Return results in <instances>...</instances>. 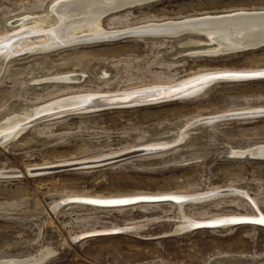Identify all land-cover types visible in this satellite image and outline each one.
<instances>
[{
    "label": "rangeland",
    "instance_id": "1",
    "mask_svg": "<svg viewBox=\"0 0 264 264\" xmlns=\"http://www.w3.org/2000/svg\"><path fill=\"white\" fill-rule=\"evenodd\" d=\"M56 1L0 0V35L14 31L9 25L15 17L46 13ZM241 11H264V0H159L103 18L105 30L124 33L47 46L48 51L14 49L0 58V131L12 128L0 140V262L35 263V256L47 251L39 264H264L262 225L177 231L195 219L258 214L242 193H211L217 189L243 188L264 211V114L203 118L264 108V79L219 80L184 98L14 127L32 108L66 96L176 83L220 69L264 68V45L211 56L205 50L216 43L202 34L148 36L132 30ZM188 39L202 44H188ZM156 145L164 148L84 167L35 170ZM161 192L211 194L185 200L182 212L191 220L186 223L173 202L60 203L67 195ZM117 226L128 229L76 240L82 232Z\"/></svg>",
    "mask_w": 264,
    "mask_h": 264
},
{
    "label": "bare ground",
    "instance_id": "2",
    "mask_svg": "<svg viewBox=\"0 0 264 264\" xmlns=\"http://www.w3.org/2000/svg\"><path fill=\"white\" fill-rule=\"evenodd\" d=\"M156 1L159 0H57L51 6L50 10L46 13L30 16V18H26V19H24L25 15L17 16L15 18H21V20L24 19L22 21L20 20L21 22L19 21L20 22L19 24L18 22H14V20L12 19L13 22L10 23L9 26L10 29L14 31L4 33L0 36L7 35L9 33H15L16 36L19 37L11 42L7 41L4 44L3 48H7V49H5L3 53H0V58L5 57L6 59L7 57L6 55L8 52L11 51L15 52L16 49L18 50L20 49L19 52H21V50L23 51L24 47H26V50L28 52H34V51L36 52L39 50L48 51L50 50L48 49V47L50 46L55 47L57 45V47H60L66 44L71 45L79 41L85 42L87 41V38L90 37L102 38L103 36L104 37L111 35L115 36L117 34L124 33L119 30L118 31L105 30L102 24L103 18L108 14L116 13L126 8L141 6ZM132 30L133 33L139 32L140 34H147L148 36H160L163 34H168V35H173V37H175L183 33H191V32L202 34L205 37H207L209 42L216 43V45L215 44L210 45L209 46L210 48L205 50L206 52L211 54V56H224V55L226 56L237 51L255 49L257 47L264 45L262 44L264 43V11H253V12L241 11L230 14H222V15L197 16L179 22L169 21L168 23L166 22L163 24H148L137 28L134 27ZM199 40L200 39L198 40L188 39L186 43L191 45H197L202 42ZM252 69H257V68H252ZM226 70H244V69H220L212 72L226 71ZM206 73H210V72H206ZM262 79H264V77L250 78V79H217L205 85L200 86L197 90H195V92L196 94L202 92L210 84L219 80L248 81V80H262ZM177 83L180 82L169 83V84H158L154 86L136 88L125 91L131 92L138 89L147 91L148 89L158 87L159 85H176ZM173 90L174 89L170 88L166 92L169 94ZM125 91H121V92H125ZM106 93H113V92H106ZM114 93H119V92H114ZM100 94H104V92L88 93L82 95L79 94V96H75L72 98L66 96L65 98L63 97V99L61 100L58 99L59 101L57 102L52 101L53 103H49L47 105L44 104L36 108H32L27 114L28 115L27 117L25 116L23 118H18L16 120V124L14 127L23 124L36 123L33 122L32 120L37 116L40 117L45 116L47 117L45 118V120L50 121L58 116L61 117L63 115H68L69 113L65 109H68L69 107L81 108L82 106H88V107L94 106V109L88 108V110H93V111L97 110L100 104V101L98 100L97 96ZM194 94L195 93L192 92V95ZM183 95L178 97L184 98L187 96V95L184 96ZM125 96L124 95L113 96V98L111 99L118 100L120 98H124ZM178 97H173V98H178ZM147 103H153V102H147ZM82 112L84 111H80V112L73 111L72 113H82ZM11 129L12 128H4L2 131H0L1 133L0 140H3L5 136H8V133ZM169 202L175 203L180 208L178 213L179 215L182 214L184 216L183 223L191 221L190 219L186 218L184 212H182V207L184 204H186L185 201L176 202V201L166 200V201H155V202H138L134 204L121 205L116 207L130 206L139 203L157 204V203H169ZM75 204L85 205L89 203H84V202L67 203V205H75ZM90 205L94 206V204H90ZM95 206H99V205H95ZM104 207H113V206H104ZM243 224H255V223H243ZM233 225H238V224H233ZM189 226H190L189 224H182L177 228V231L184 230L186 227L188 229L190 228ZM141 227L142 225L140 224L138 226V229H140ZM48 253L49 252L46 251L41 254H38L35 256V258L33 257L34 258L33 260L37 261L39 259L47 257V255H49Z\"/></svg>",
    "mask_w": 264,
    "mask_h": 264
},
{
    "label": "water",
    "instance_id": "3",
    "mask_svg": "<svg viewBox=\"0 0 264 264\" xmlns=\"http://www.w3.org/2000/svg\"><path fill=\"white\" fill-rule=\"evenodd\" d=\"M21 18L14 19V22H19ZM16 36L15 33H9L4 36H0V45L3 43L10 41V39H13ZM264 44V43H262ZM3 50V47H0V52ZM226 72H233V73H264V68H258V69H244V70H226V71H218V72H210V73H204L200 74L194 77H191L189 79H186L184 81H181L180 83H177L176 85H159L158 87L148 89L147 91H144L142 89H138L131 92H119V93H104L97 96L98 100L100 101V104L98 106V110L110 108V107H120L121 105L125 106H132V105H140L141 103H147V102H155L160 101L164 99H169L173 97H178L181 95H192L193 93H196L195 90H197L200 86L205 85L209 82H212L214 80H208L205 79L207 76L219 74V73H226ZM264 76H249L246 78L241 79H250V78H263ZM217 80V79H216ZM170 88L174 89L171 93H167ZM191 93V94H190ZM125 96L124 98H120L118 100H113V96ZM183 95V96H184ZM121 106V107H123ZM86 107V108H85ZM88 108L94 109L93 107L88 106H82L81 108H71L65 109L69 114L73 111H89ZM96 108V107H95ZM80 109V110H79ZM64 112V113H67ZM264 114V108L260 109H248V110H239V111H231V112H225V113H218L211 116H205L203 118H211L212 120H222V119H229V118H236V117H245V116H254V115H263ZM45 116H37L33 118V122H39L41 120H45ZM161 148H164L163 146H138V147H132L125 150L117 151L112 154L98 157L94 159H80V160H73L68 162H61V163H54L51 165H46L43 167H40L38 169H35L36 171H59V170H65V169H72V168H78V167H84L88 165H94V164H101V163H107L112 161H117L121 159H125L128 157L140 155V154H146L153 151H157ZM233 192H239L242 193L245 197H247L250 202L253 204L255 210L257 211V215L254 214H241V215H224L220 217H212V218H206V219H195L190 224V229H197V228H215V227H221L224 225H230V224H243V223H255L259 225H264V211L261 209L260 205L256 201L253 195H251L247 190L239 187H226L222 189H217L215 191H212L211 193H233ZM206 193V194H211ZM206 194L200 195V194H186V193H176V192H161V193H134V194H127V195H117V196H97V195H67L62 197L60 200V203H69V202H84L99 206H121V205H129L134 204L138 202H155V201H185V200H192L195 197L204 196ZM119 201V202H117ZM128 228L117 226L112 227L109 229H98V230H92L87 232H82L79 235L76 236V240H81L87 237L97 236V235H105V234H114V233H120ZM2 260V259H0ZM44 258H42L39 261H36L35 263L31 262L32 264H39ZM30 263V264H31ZM0 264H10V262H5Z\"/></svg>",
    "mask_w": 264,
    "mask_h": 264
},
{
    "label": "snow or ice",
    "instance_id": "4",
    "mask_svg": "<svg viewBox=\"0 0 264 264\" xmlns=\"http://www.w3.org/2000/svg\"><path fill=\"white\" fill-rule=\"evenodd\" d=\"M264 76V73H233V72H226V73H219L207 76L205 79L208 80H216V79H241L246 78L249 76ZM119 202V201H117Z\"/></svg>",
    "mask_w": 264,
    "mask_h": 264
}]
</instances>
